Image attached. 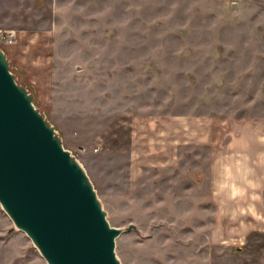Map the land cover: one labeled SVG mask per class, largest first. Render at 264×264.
Here are the masks:
<instances>
[{
    "label": "rangeland",
    "instance_id": "obj_1",
    "mask_svg": "<svg viewBox=\"0 0 264 264\" xmlns=\"http://www.w3.org/2000/svg\"><path fill=\"white\" fill-rule=\"evenodd\" d=\"M1 28L111 224L136 223L116 239L122 264H204L205 234L186 228L203 158L184 131L264 123V0H0ZM0 264H49L1 203Z\"/></svg>",
    "mask_w": 264,
    "mask_h": 264
},
{
    "label": "water",
    "instance_id": "obj_2",
    "mask_svg": "<svg viewBox=\"0 0 264 264\" xmlns=\"http://www.w3.org/2000/svg\"><path fill=\"white\" fill-rule=\"evenodd\" d=\"M0 203L49 264H122L85 166L18 81L0 45Z\"/></svg>",
    "mask_w": 264,
    "mask_h": 264
},
{
    "label": "crops",
    "instance_id": "obj_3",
    "mask_svg": "<svg viewBox=\"0 0 264 264\" xmlns=\"http://www.w3.org/2000/svg\"><path fill=\"white\" fill-rule=\"evenodd\" d=\"M189 125L184 131L187 145L203 158V166L201 185L192 180L194 185L187 188L200 186L202 191L192 192L186 228L205 234L203 263L264 264V123L239 118L232 127L210 119L201 127ZM168 136L175 140V135ZM228 232L241 236V242L230 241Z\"/></svg>",
    "mask_w": 264,
    "mask_h": 264
},
{
    "label": "built area",
    "instance_id": "obj_4",
    "mask_svg": "<svg viewBox=\"0 0 264 264\" xmlns=\"http://www.w3.org/2000/svg\"><path fill=\"white\" fill-rule=\"evenodd\" d=\"M16 39V35L14 30L12 29H5L1 28L0 29V40L3 42H14Z\"/></svg>",
    "mask_w": 264,
    "mask_h": 264
}]
</instances>
